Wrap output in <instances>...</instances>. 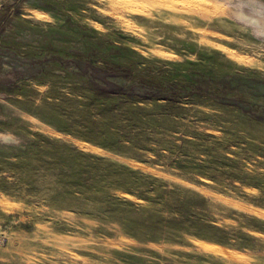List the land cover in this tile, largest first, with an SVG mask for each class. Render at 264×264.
Here are the masks:
<instances>
[{"label": "rangeland", "instance_id": "374dc122", "mask_svg": "<svg viewBox=\"0 0 264 264\" xmlns=\"http://www.w3.org/2000/svg\"><path fill=\"white\" fill-rule=\"evenodd\" d=\"M235 74L264 0H0V264H264V121L145 98Z\"/></svg>", "mask_w": 264, "mask_h": 264}, {"label": "trees", "instance_id": "16d2710c", "mask_svg": "<svg viewBox=\"0 0 264 264\" xmlns=\"http://www.w3.org/2000/svg\"><path fill=\"white\" fill-rule=\"evenodd\" d=\"M124 68L121 66H115L112 68L113 75H117ZM128 69V68H127ZM119 75V74H118ZM252 78H245L240 75H227L223 77L201 78L196 83L190 85V87L179 88V86L164 85L153 88L147 92L145 98L155 97L164 100H176L177 95L185 91L190 95H197L203 97H209L219 103L235 106L240 109L244 114L255 120L264 121V104H257L247 98L241 89H244L248 84V89L256 90L257 88L252 86L250 82ZM249 80V81H248ZM105 84H95V90L98 93L104 95H129L134 93V85L126 83H117L114 81L106 80ZM246 82V84L244 83ZM256 82V80H255ZM254 83V82H253ZM240 91L239 94L234 92ZM233 93V94H232ZM142 97V96H141Z\"/></svg>", "mask_w": 264, "mask_h": 264}]
</instances>
